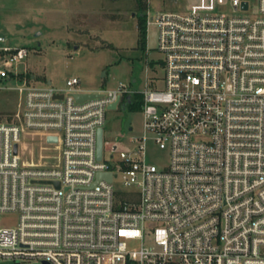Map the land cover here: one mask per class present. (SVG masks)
<instances>
[{
	"label": "built area",
	"instance_id": "obj_1",
	"mask_svg": "<svg viewBox=\"0 0 264 264\" xmlns=\"http://www.w3.org/2000/svg\"><path fill=\"white\" fill-rule=\"evenodd\" d=\"M171 3L144 14L158 33L161 87L146 75L141 91L120 82L81 102L76 77L17 87L16 121L0 122V212L18 223L0 228V263L264 264V0ZM26 54L0 46L3 67ZM136 93L135 147L105 155L102 133L98 159L106 111ZM26 137L56 153L21 160ZM149 142L167 150L165 164L147 159Z\"/></svg>",
	"mask_w": 264,
	"mask_h": 264
},
{
	"label": "rangeland",
	"instance_id": "obj_2",
	"mask_svg": "<svg viewBox=\"0 0 264 264\" xmlns=\"http://www.w3.org/2000/svg\"><path fill=\"white\" fill-rule=\"evenodd\" d=\"M147 9L155 13L175 7L171 0H0V36L5 39L0 46L27 49L26 56L9 67L0 62V69L8 71L0 80V122L16 121L17 87L24 81L66 88V81L76 77L80 83L75 88L85 91L112 89L120 82L141 91L147 75L148 87H161L157 29H145V46L138 44V18ZM150 60L152 64H148ZM102 127L105 155L117 143L133 149L132 138L142 132L141 107L129 104L124 110L119 104L107 110ZM147 145L149 161L158 165L167 162V150L150 142ZM48 147L38 137L34 141L26 137L19 143L21 160L46 162L47 156L56 153ZM113 183L116 190H123L119 179ZM17 223V213L0 212V228ZM16 264L40 263L30 260Z\"/></svg>",
	"mask_w": 264,
	"mask_h": 264
},
{
	"label": "water",
	"instance_id": "obj_3",
	"mask_svg": "<svg viewBox=\"0 0 264 264\" xmlns=\"http://www.w3.org/2000/svg\"><path fill=\"white\" fill-rule=\"evenodd\" d=\"M135 80H133L134 82ZM74 99L77 101V102H81L87 98H90V97H93L95 95H97L96 93H93V92H86V91H81V92H74L72 93ZM56 97L58 98H61L62 96L61 95H57ZM126 100H127V103L130 102V96H127L126 97ZM116 106V102L115 103H112L109 108H115ZM102 133H103V128H98L97 130V139H96V152H97V158L100 159L101 157V150H102ZM48 140H55V138H52L51 136H49L47 138ZM17 151V144L14 145V152L16 153ZM104 175L103 174H98L97 175V179H100L101 177H103ZM106 178L108 180L111 179V176L110 175H106ZM56 185L58 186V183H56ZM2 264V263H0ZM4 264H11L10 262H5Z\"/></svg>",
	"mask_w": 264,
	"mask_h": 264
},
{
	"label": "trees",
	"instance_id": "obj_4",
	"mask_svg": "<svg viewBox=\"0 0 264 264\" xmlns=\"http://www.w3.org/2000/svg\"><path fill=\"white\" fill-rule=\"evenodd\" d=\"M138 32H139V38H138V44L140 47L145 46V19H144V13L141 12L138 18ZM133 108H140L142 105L141 101V95L139 93L134 94L131 97V101L129 103Z\"/></svg>",
	"mask_w": 264,
	"mask_h": 264
},
{
	"label": "crops",
	"instance_id": "obj_5",
	"mask_svg": "<svg viewBox=\"0 0 264 264\" xmlns=\"http://www.w3.org/2000/svg\"><path fill=\"white\" fill-rule=\"evenodd\" d=\"M31 78H33V76ZM48 83L50 84V82H48ZM80 90H82V89H80ZM83 91H85V90H83Z\"/></svg>",
	"mask_w": 264,
	"mask_h": 264
}]
</instances>
